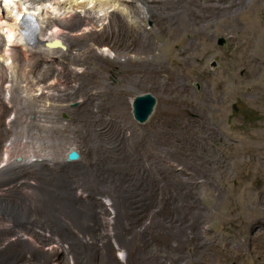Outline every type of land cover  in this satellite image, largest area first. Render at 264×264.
I'll return each mask as SVG.
<instances>
[{"label":"rangeland","instance_id":"374dc122","mask_svg":"<svg viewBox=\"0 0 264 264\" xmlns=\"http://www.w3.org/2000/svg\"><path fill=\"white\" fill-rule=\"evenodd\" d=\"M126 4L138 25L69 28L77 65L38 64L49 109L1 112L0 159L13 125L58 166L0 177V264H264V0Z\"/></svg>","mask_w":264,"mask_h":264},{"label":"bare ground","instance_id":"6f19581e","mask_svg":"<svg viewBox=\"0 0 264 264\" xmlns=\"http://www.w3.org/2000/svg\"><path fill=\"white\" fill-rule=\"evenodd\" d=\"M126 2L131 3L132 0H22L19 2L0 0V116L4 113L2 111L4 107L6 109H17L20 102L17 104L15 101H23L24 104L28 98V101L33 99L44 103L39 109H49L45 106L46 100L44 98H46V95L52 94L51 91L54 89L51 88V85H43V81L35 77L34 72L38 64L46 65V63L51 64L54 61L61 62L63 58L68 57L70 64L77 65L78 60H73L71 55L72 43L66 31L69 28L77 33L83 25L87 27L88 32L77 36L73 35L76 37V42H81L87 40L90 36L92 37L95 32H105L106 21L112 16V13L117 14L116 12H119L122 16L128 18L132 26L138 25V21L132 15ZM139 5L141 8L143 7L142 3ZM81 14H84V17ZM24 16H31L37 19L39 23L36 46H29L25 42L21 27V18ZM101 27L103 28L100 29ZM55 40H58L65 48L46 46L47 42ZM105 51L110 50L106 49ZM76 58H78V55ZM61 66L62 71L68 72L67 67L69 65L61 64ZM17 122L19 121L17 120ZM1 128L0 124V130ZM22 128L29 127L23 126ZM7 129L13 131L14 135L3 146L4 154L0 159V177L6 173H19L23 176L24 173L47 164L53 167L58 166L55 154L49 148L46 150L41 146L45 139L31 135L27 131L21 132L19 129H15L13 125L7 127ZM46 141L49 144L50 140ZM22 145L27 146L24 151ZM19 158L21 161H18ZM61 160L60 163L66 162L65 159ZM105 202L108 204L109 200H105Z\"/></svg>","mask_w":264,"mask_h":264},{"label":"water","instance_id":"95a60500","mask_svg":"<svg viewBox=\"0 0 264 264\" xmlns=\"http://www.w3.org/2000/svg\"><path fill=\"white\" fill-rule=\"evenodd\" d=\"M226 44L227 42L224 38L218 40V45L220 47H224ZM46 46L65 48L58 40H55L53 42H48ZM216 67H217V62L216 61L212 62V68H216ZM156 105H157V99L151 93H144L136 96L132 100V108H133L132 113L136 122H138L141 125L146 124L149 121L150 117L152 116ZM234 109L236 112H238V108L236 105L234 106ZM80 158L81 155L79 154V152L76 149H72L67 154L66 161L71 163V162L79 161ZM18 161H21V159L19 158Z\"/></svg>","mask_w":264,"mask_h":264},{"label":"clouds","instance_id":"9594fccd","mask_svg":"<svg viewBox=\"0 0 264 264\" xmlns=\"http://www.w3.org/2000/svg\"><path fill=\"white\" fill-rule=\"evenodd\" d=\"M13 1H15V2H19V1H22V0H13ZM22 20H25V21H27V22H29V24L32 26V27H36V32H35V40H34V43H28L27 41H26V37H25V35H24V33H23V30H24V27L22 26V34H23V36H24V39H25V42L30 46L31 44V46H36L37 45V35H38V30H39V23H38V21H37V19H35V18H33V17H31V16H24L23 18H21V22H22ZM48 43V42H47ZM46 43V44H47ZM73 149H76V148H73ZM72 150V149H71ZM70 150V151H71ZM77 150V149H76ZM78 151V150H77ZM79 152V151H78ZM68 154V153H67ZM79 154H80V152H79ZM81 155V154H80ZM66 157H67V155H66ZM82 158V157H81ZM80 158V159H81ZM66 159V158H65ZM67 162V161H66ZM75 162H78V161H75ZM75 162H71V163H75ZM67 163H69V162H67Z\"/></svg>","mask_w":264,"mask_h":264}]
</instances>
